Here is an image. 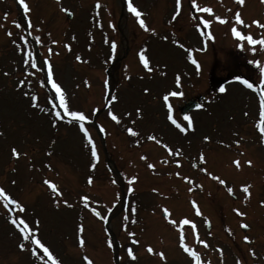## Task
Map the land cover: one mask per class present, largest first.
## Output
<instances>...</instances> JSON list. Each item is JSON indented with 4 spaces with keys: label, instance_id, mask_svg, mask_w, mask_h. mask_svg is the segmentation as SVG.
<instances>
[{
    "label": "rangeland",
    "instance_id": "rangeland-1",
    "mask_svg": "<svg viewBox=\"0 0 264 264\" xmlns=\"http://www.w3.org/2000/svg\"><path fill=\"white\" fill-rule=\"evenodd\" d=\"M26 3L30 8L27 15L18 0H0V186L26 209L24 213L9 214L0 201V264H42L29 251L36 245L24 242V250L18 247L21 234L10 216H23L30 227L38 219L39 237L61 264H87L85 255L93 264H193V259L179 245L181 218L193 220L199 238L207 243L208 247H204L196 242L191 226H182L185 243L200 253L205 264H236L237 259L241 264H264V206L260 204L264 200V144L257 128L260 103L256 94L264 86L249 89L233 79L239 75L258 85L264 49L240 41L231 31L236 26L242 34H251L256 39L264 37V28L252 23L256 20L264 25V3L245 0L240 5L237 0H196L197 8L212 9L204 13L193 8L191 0H181L180 12L173 19L175 0H133L143 13L141 18L148 31L140 28L134 15L127 11L125 0H99V8L95 7L97 0H26ZM237 11L244 24L235 21ZM217 16L221 20H216ZM203 20L210 23L204 25ZM13 21L21 27L17 29ZM29 31L32 35H27ZM25 35L27 48L34 52L39 63L52 49L54 78L67 92L71 104L90 115L85 127L97 149L94 168L90 167L91 146L78 125L66 120L52 125L54 117L50 111H43L51 109L48 99L54 90L47 83L41 84L46 80V69L34 76L25 73L28 66L22 63V55L17 51V45L23 46L19 37ZM37 36L40 44L35 42ZM53 40L57 43L52 44ZM112 40L117 43L114 53L110 43L105 42ZM66 44L69 48H65ZM253 47L255 52L251 50ZM141 49L151 72L139 60ZM189 50L199 68L188 58ZM77 55L81 57L79 61L75 59ZM21 79L29 83L18 88ZM221 85L224 92L219 91ZM145 88L149 90L147 93ZM170 91L183 93L181 97H169V103L174 118L185 127L187 122L182 119L180 107L191 98L205 95L200 108L185 112L193 121V129L185 133L167 119L162 97ZM25 92L38 96L39 108L31 105ZM109 92L118 97L111 109L120 123L107 115L105 98ZM93 108L98 109L95 114L91 113ZM137 108L141 110L139 115ZM127 127H133L138 135L128 134ZM149 135L156 136L161 144L147 139ZM205 136L210 138L207 142ZM103 137L109 157L114 159L113 163L109 161L110 166L104 157ZM236 140H240L238 145ZM163 144L180 149L182 154L170 156ZM12 147L22 153L19 158L11 156ZM200 152L204 153L205 162L193 167L192 162L198 161ZM175 159L180 161L179 167ZM163 160L169 163L164 164ZM233 160H239V169ZM247 160L252 161L251 166L245 163ZM148 164L154 168H148ZM201 167L226 183L221 185L203 174ZM177 172L180 176L175 175ZM133 175L138 179L129 184ZM185 176L198 186L192 192H188L192 185L183 179ZM45 178L57 184L62 197L51 194L43 183ZM244 184L251 185L247 201L241 187ZM128 187L134 190L128 192ZM228 187L233 189L232 194ZM82 196L89 197L87 206L80 200ZM53 200H68L72 207L62 202L57 206ZM192 200L196 201L201 216L195 214ZM93 207L108 219L96 216L91 211ZM165 207L169 219L177 221V225L165 220L162 215ZM233 209L246 215L240 217ZM125 216L127 220L123 219ZM205 217L211 222L210 228L203 222ZM241 221L249 228L242 229ZM80 225L85 240L83 248L78 243ZM108 230L113 231L115 239ZM129 232L135 234L138 244L132 243ZM245 235L251 238V243L243 240ZM109 240L113 241L112 247L108 246ZM147 246L153 248L152 254L147 252ZM127 247H132L135 260L127 256ZM249 248L255 251L254 257ZM161 251L164 260L155 254Z\"/></svg>",
    "mask_w": 264,
    "mask_h": 264
},
{
    "label": "snow or ice",
    "instance_id": "snow-or-ice-1",
    "mask_svg": "<svg viewBox=\"0 0 264 264\" xmlns=\"http://www.w3.org/2000/svg\"><path fill=\"white\" fill-rule=\"evenodd\" d=\"M18 2L20 4V6L22 7L23 12L27 15L30 12V8H29V5L26 3V0H18ZM244 2H245V0H237V3L240 5H243ZM261 2L264 3V0H261ZM175 3H176V13L173 16V19H175V15H178L180 12L181 0H175ZM126 4H127V11L134 15V17L136 18L140 28H142L146 31L150 30V29H148V26L146 25L145 20L141 18L143 15L142 11L139 10L138 7L134 5L133 0H126ZM191 5L193 8H196L197 11H201L204 13L212 12V9L209 7L197 8L196 0H191ZM95 7H97V8L100 7L99 0H97ZM61 10L66 12V13H69V10L66 8H62ZM6 16H7V14H5V17H4L5 19H6ZM215 19L221 20V18L219 16L215 17ZM234 19L238 24H244V21L241 19V14L239 11L236 12ZM221 22H223V21H221ZM209 23L210 22L208 20H203L204 25H207ZM252 23L256 24L259 27L264 28V25L260 24L256 20H253ZM13 24L17 29H19L21 27L20 23H18L16 21H13ZM109 25L113 26L111 21H109ZM0 26H2V25H0ZM196 26L199 28L200 24L198 23ZM28 28H31L30 21L28 23ZM231 31H232L233 36L237 37L240 41H247V43L249 45H253V46L258 44L262 49H264V37L256 39L251 34H247V35L242 34L240 31L237 30L236 26H233ZM7 35L11 36L12 35L11 31H8ZM27 35H32V33L29 31L27 33ZM27 35L19 37V40L22 42L23 46L17 45V51L20 52L22 55V63L24 65L28 66L24 69V71L27 75L34 76L37 71H43L44 69H46V73H45L46 80L41 81V84L47 83L54 90V95L49 97V99H48V104L51 105V109L49 110L48 108H44L43 111L44 112L50 111L51 115L54 117V119L51 120L52 125H56L57 121H65V120L69 124L76 123L78 125L79 131L83 134V137L87 141L88 145L91 146L90 154H91L92 164H90V167L94 168L96 166V161L98 160L97 149L95 147L92 136L88 131V128L85 127V123L90 121V115L86 114L84 110L77 109L75 106H73L71 104V102L68 98L67 92L61 86V84L58 83L57 80L54 78L52 64L50 63V56L52 54V49L51 48L48 49L49 55L44 56L42 63H39L34 52L31 49L27 48V44H28ZM34 39H35V42L37 44L41 43V40L38 36L34 37ZM105 42L110 43L111 52L114 53L117 49L116 41L112 40L111 42H108V41H105ZM51 43L56 44L57 41L53 40ZM13 44H16V41H13ZM242 46L243 45L238 44V47H242ZM65 48H69V45L66 44ZM251 50L253 52H255L256 48L253 47ZM111 58H112V56L109 55V59H111ZM188 58L192 61L193 64H195L197 66V68H199V64L197 63V61L195 59H192V57H191V50H189ZM75 59L77 61H79L81 59V57L79 55H77L75 57ZM139 60H140L141 64L143 65V67L145 69H147L149 72H151V68L149 66V60L144 55V49L140 50ZM252 63L259 64L260 62L259 61H252ZM29 68L32 71H30ZM259 75H260V78H259L258 85H254V83L250 82L249 79L243 78L239 75L234 76L233 79L236 81H240L242 84L246 85L247 88H249V89H254L255 87H258V86H264V66L259 67ZM28 83H29L28 81L21 79L18 81L17 87L19 88V87H21L25 84H28ZM104 83H105V87H108V81L106 80ZM176 84L177 85L180 84L179 74L176 77ZM29 87H30V84H29ZM148 91L149 90L147 88L144 89L145 93H147ZM219 91L220 92L225 91V88L223 85H221L219 87ZM24 95L30 96L31 105L39 108L38 96L36 94H30L29 92H25ZM107 95L109 96V99L106 101V107H108V109H109L107 112V115L116 123H120L119 118L117 117V115H115L113 113V111L111 109V106L115 102H118V97L115 94H112L110 92ZM182 95H183V93L180 91H170V92L165 93L164 96L162 97V99L165 103V107L167 108V119L181 133H185L188 130L193 129L192 118L187 113H184L182 119H183V121L187 122V125H186V127L182 126V124L178 123L177 119L174 118L173 106L171 103H169V97H181ZM259 101H260V109H259L260 119L257 122V128H258V132L260 135V142L262 144H264V88L260 89ZM195 107L200 108L201 105L196 104ZM97 111H98V109H95V108L91 109L92 114H95ZM135 111H136L137 115H139L141 112V110L139 108H137ZM124 115L127 116L129 114L125 113ZM100 131L104 132L105 129L102 126H100ZM126 131L128 134H130L133 137L138 135V133L134 130L133 127H127ZM147 139L154 141L157 144H161V141L158 140L156 138V136H154V135H149L147 137ZM203 139H204V141L207 142L210 138L208 136H205V137H203ZM136 143L138 144L139 140H137ZM235 143L238 145L240 143V140H236ZM162 146L166 149V151L168 152V154L170 156L177 157V156H180L182 154L180 149L173 150V148H170L167 144H163ZM10 151H11V156L14 158H19L22 154L15 147H12L10 149ZM141 159L142 160L146 159V157L141 156ZM203 162H205V156H204L203 152H200L199 156H198V161L194 160L192 162V166L197 167L198 163L202 164ZM163 163L167 164V163H169V161L163 160ZM174 163L178 167L180 166V161L178 159H175ZM245 163L247 165L251 166L252 161L247 160V161H245ZM233 164L236 166L237 169H239L241 166L239 160H233ZM147 167L151 169V168H154V165L148 164ZM200 171L206 173L212 179L218 180L219 184H221V185H224L226 183L224 180L220 179L217 176H214L211 172H208L207 169H205L203 167L200 168ZM175 175L180 176V173L177 172V173H175ZM137 179H138L137 176H135V175L131 176L129 179V184L136 181ZM183 179L192 185V187L188 188V192H192L194 187H198L192 180L189 179V177L185 176V177H183ZM13 183H14V181H13ZM43 183L49 187V189L51 190V194L53 196H55V197H62L63 196V193L59 190L57 184L54 183L52 180L45 178L43 180ZM88 183H89V185H91V183H92V177L91 176L88 177ZM112 183L115 184L116 181L113 180ZM241 187H242L243 192L245 193L244 200L247 201L249 199V197L251 196V192H250L251 185L250 184H244ZM133 190L134 189L132 187L127 188L128 192H132ZM156 191H157L156 189H153V192H156ZM227 191L229 192V194L233 193V189L231 187H228ZM117 195H119V194H117ZM80 200L84 203L85 206H87L89 204V197L88 196H82V197H80ZM0 201H2L4 209L9 214H11L12 212L24 213L26 211L25 205L22 202H20V200L18 198H14L3 186H0ZM59 202H62L67 207H72V205L69 203L68 200H62V201L53 200V203L56 204L57 206L59 205ZM191 204L195 210V214L197 216H201L202 214L200 212L199 207L196 204V201L192 200ZM260 204H261V206H264V200L260 201ZM91 211L96 216L100 217L102 220L106 221L108 219L107 216L101 215V213L98 212L96 210V208H94V207L91 208ZM109 211H111V209H109ZM132 211H135L134 206L132 207ZM233 211H235L237 213V215H239L240 217H244L246 215V213L240 211L239 209H233ZM162 215L165 217V220L168 223H170L172 225H177V221L169 219L170 213H169L168 208H166V207L162 208ZM10 219H11V223L18 229L19 233L21 234V242L18 243V247L21 250L25 249V243L24 242H28L29 244H34L37 247L36 248H29V251L33 257H38L42 261V264H61V262L54 256V253L50 250V248L48 246H46V242H43L42 239L39 237V228L37 226L39 225L40 221L38 219L34 221L33 226H31V227L23 216H14V217L10 216ZM123 219L127 220L128 217L125 216ZM203 222H204V224L209 223V221L206 217L203 218ZM178 225L181 226V232H180V236H179V245H180L181 249L193 259V264H205V262H202V260H201L200 253L197 252L196 250H194L192 247H190L187 243H185V236L183 233L182 226L190 225L191 229H192V233L196 238V242L203 245L204 247H208L207 243L204 240H201L199 238L198 233L196 231V224L194 223V221L191 219H188V218H181L178 222ZM240 226L243 229L249 228V225L247 223H244L243 221H241ZM82 233H83V225H80L78 228V243H79V246L81 248H83L85 245V240L83 239V236L81 235ZM209 235H211V233H209ZM128 236L130 238H132L133 244L139 243V241L137 239H135L134 233L129 232ZM243 240L246 243H251V238L247 235H245L243 237ZM112 245H113V241L109 240L108 246L112 247ZM146 250L150 254L153 253V248L151 246H147ZM218 251L222 252V250H219V249H218ZM38 253H39V255H38ZM249 253L253 257L256 255L255 251L251 248H249ZM126 254L132 260L136 259V256L133 252L132 247L126 248ZM155 254L159 255L161 260L165 259V254L163 251H161L159 253H155ZM83 259H84V261L87 262V264H93V261L91 259H89V257L87 255H85L83 257ZM236 264H241V261L239 259H237Z\"/></svg>",
    "mask_w": 264,
    "mask_h": 264
},
{
    "label": "water",
    "instance_id": "water-1",
    "mask_svg": "<svg viewBox=\"0 0 264 264\" xmlns=\"http://www.w3.org/2000/svg\"><path fill=\"white\" fill-rule=\"evenodd\" d=\"M201 98V97H200ZM198 104V101L195 98H191L190 100L186 101L184 103V105L181 108V112L185 113L187 110L194 108L195 105ZM111 235L113 236V233L111 232ZM116 248L118 246V241L116 240L115 242ZM116 258H117V254H115Z\"/></svg>",
    "mask_w": 264,
    "mask_h": 264
}]
</instances>
